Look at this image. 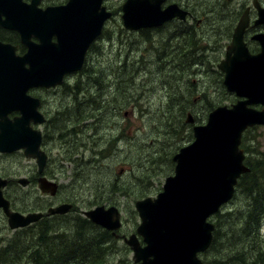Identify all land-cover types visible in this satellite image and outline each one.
Returning <instances> with one entry per match:
<instances>
[{
    "label": "rangeland",
    "instance_id": "obj_1",
    "mask_svg": "<svg viewBox=\"0 0 264 264\" xmlns=\"http://www.w3.org/2000/svg\"><path fill=\"white\" fill-rule=\"evenodd\" d=\"M252 1L166 0L165 5L176 4L191 17L185 23L172 21L151 30L145 39L139 31L123 28L121 6L125 0H105L114 18L106 22L102 38L90 49L85 68L55 88L42 104L49 120L44 128L46 177L58 183L59 192L51 199L36 186H11L6 196L12 209L25 214L45 212L53 203L72 204L74 214L59 222L62 228L57 232L62 233L72 232L73 226L63 223L83 218L84 211L113 205L121 213V233L126 237L133 233L140 223L134 203L155 198L161 191L165 178L173 174V155L193 139L191 126L205 124L209 105L229 106L237 100L225 90L217 65L241 13L249 8L251 24L257 18ZM256 1L264 8V0ZM254 30L264 32V25ZM249 47L258 44L250 38ZM180 107L185 109L183 117ZM187 114L193 124L185 123ZM242 143L248 164L264 156V125L245 132ZM34 168V161L20 155L0 159V174L12 178L31 176ZM248 204L246 198L235 199L219 213L244 210ZM247 211L232 219H210L220 237L217 259L230 255L225 234L229 228L239 227V217ZM260 228L264 240V220ZM14 234L0 213V247ZM96 234L99 237L91 231L88 237ZM21 240L31 245L29 236ZM242 243L249 246V240ZM259 244L264 246L257 239ZM108 248L103 251V264H132V255L122 241ZM200 258L206 263L211 257L202 254ZM90 260L93 258H87V264Z\"/></svg>",
    "mask_w": 264,
    "mask_h": 264
},
{
    "label": "water",
    "instance_id": "obj_2",
    "mask_svg": "<svg viewBox=\"0 0 264 264\" xmlns=\"http://www.w3.org/2000/svg\"><path fill=\"white\" fill-rule=\"evenodd\" d=\"M164 1L126 0L121 6L123 28L137 31L159 27L174 18L185 19L187 13L176 4L162 9ZM102 3L68 0L63 7L41 10L37 8L39 0L29 4L0 0V26L16 31L26 47L22 56H16L15 47L0 42V153L22 150L26 158L35 161L39 174L46 166L47 155L40 149V132L31 124L44 119L38 111L39 100L27 92L53 88L61 84L64 75L80 70L86 49L110 17ZM252 6L257 11L253 25H264V8L256 0ZM248 12L246 9L239 18L224 59L218 64L223 85L239 100L229 107H216L205 124L193 126V141L173 157V175L165 179L162 191L153 199L134 203L140 223L134 234L123 238L133 253V264H203L199 255L211 245L214 231L208 219L232 199L238 179L249 172L240 146L246 129L264 125V33L251 37L259 51L250 53L244 42ZM14 112L19 117L9 120L8 115ZM187 118L186 123L191 124L190 116ZM6 183L0 179V209L10 230L71 210L70 204L63 203L49 208L46 214L11 211L2 194ZM37 183L42 193L55 195L56 183L45 177L38 178ZM83 215L113 235L121 227L120 213L113 206H97Z\"/></svg>",
    "mask_w": 264,
    "mask_h": 264
},
{
    "label": "trees",
    "instance_id": "obj_3",
    "mask_svg": "<svg viewBox=\"0 0 264 264\" xmlns=\"http://www.w3.org/2000/svg\"><path fill=\"white\" fill-rule=\"evenodd\" d=\"M150 31L146 29L139 33L147 39ZM214 108L209 105L206 112L209 113ZM178 110L183 117L185 109L180 107ZM184 128L189 129L187 125ZM251 129L249 128L245 132ZM188 137L191 138L190 130ZM244 164L248 167L249 172L239 179L236 195L234 194L228 204L232 205L235 199L241 200V198L248 199L249 204L244 210H235L234 213L220 214L218 212L212 219L219 220L223 216L232 219L241 212L248 211L246 215L239 217L241 222H238L239 227L237 229L229 228L227 230L225 245L227 244L230 255L220 260L216 256L220 247V237L215 226L212 243L209 249L203 253V255H209L211 258L206 263L203 261L204 264H264V246L257 245V239L264 243L260 236V226L264 220V156L253 162L249 160V164L245 158ZM71 210L65 215L43 219L37 224L16 230L13 237L0 247V264H87V258L90 259V257L93 260H90L89 264H103V251H108V246L114 242L106 232H102L87 219L80 217L63 223L64 226H73L72 232L69 230H64L62 233L57 232L59 228H62V223L59 222L74 214V211ZM236 225L237 223L233 222V226ZM91 231L98 232L99 237L96 234L89 238L88 235ZM30 233L33 234L29 235ZM26 236L31 238L30 246H26L21 240ZM244 239L249 240V246L246 247L242 243ZM104 255L106 254L104 253ZM14 256L18 257L20 261L17 262Z\"/></svg>",
    "mask_w": 264,
    "mask_h": 264
},
{
    "label": "flooded vegetation",
    "instance_id": "obj_4",
    "mask_svg": "<svg viewBox=\"0 0 264 264\" xmlns=\"http://www.w3.org/2000/svg\"><path fill=\"white\" fill-rule=\"evenodd\" d=\"M30 1L31 0H22V2L23 3H26V4L27 3H30ZM67 1L68 0H39V4L37 5V8L38 9H41V10H44L46 8L62 7V6H64L67 3ZM113 14L114 13L112 12V16H113ZM248 15H249V18H250V10L248 12ZM189 17H191V15ZM253 23H254V21H253ZM253 23L251 24V21H250L249 26L247 27V29L245 30V33H244V42H245L248 50L251 53H255L253 51H256L257 49L258 50L256 52L259 51V45H258V47H254V48L253 47L252 48L249 47V39L252 36H254L255 34H257V33H253L255 31L254 30V27H256V26L253 25ZM259 33H264V32H259ZM102 35H103V32H102ZM102 35L90 46V48L86 52L85 58H84V62H83V69L85 68V65H86V62H87V56H88V54L90 52V49L92 48V46L95 43L98 42V40H100L102 38ZM31 40L34 41L35 43H38V40L36 38H32ZM51 41L53 43L56 42V37L53 36L51 38ZM0 42H2L4 44H9V45L15 47L16 49H15V52L14 53L17 56H22L26 52V47L24 45H22L21 42H20L19 34L16 31H14V30H8V29H5V28H3V27L0 26ZM224 55H225V52H224ZM83 69H82V71H83ZM76 74H78V73H73V74H70V75L65 76L63 81L65 82L69 77H72L73 75H76ZM56 90L57 89H44V88H40V89H31L28 92V94L31 95L32 97L39 99V101H40L39 112L45 118L43 120V122L40 125H38L37 127L36 126H32L34 129L38 130L41 133V146H40V148L43 151L45 149L44 146H45V142H46V138H47V133L44 131V128L47 126L49 120L47 119V115L42 111V104L44 103V99L46 97H48L49 95H51L52 93H55ZM17 116H18L17 113H11V114L8 115V118H9V120H13V118H15ZM39 126H41V127L38 128ZM15 155H20V156L24 157L23 156V152H21V151H15V152H12V153H0V159H2V158H8V157L15 156ZM46 166L43 169L42 173H40V174L37 172V167L35 166V168L32 171V175L31 176L26 175L25 177H22L23 179H21V178L16 179V178H12V177H10L8 175L0 174V179L7 181L6 186L4 188H2V192L4 194V197L7 198L6 191L11 186H16V187H19L20 186L22 188H28V187H32V186L38 187L37 179L40 178V177L47 178L46 177ZM19 180H23L24 182H22V184H20V181ZM58 192H59V187H58V190H57L56 194L53 197H50V196L49 197L51 199H53L58 194ZM63 203H65V202H62L60 204H63ZM53 204H51L49 208L58 206V204L57 205H53ZM70 205H71L72 210H74L73 205L72 204H70ZM10 208H11L12 211H14V209H12L11 202H10ZM49 208H47L46 211ZM0 213L2 215H4L2 209H0ZM28 213H32V212H28ZM28 213H25V214H28ZM42 213L45 214L46 212H42ZM21 214H23V213H21ZM54 216H62V215H54ZM50 217H45L44 216L41 220L43 221V219L45 220V219H52L53 218V216H50ZM4 218H5V223L7 225V220H6L5 215H4ZM41 220L39 222H41ZM121 230H122V228L120 230H118L115 235H113L110 231H105V232L111 237L112 240H114V242L118 243V242L123 241V238L125 237V235H123L121 233Z\"/></svg>",
    "mask_w": 264,
    "mask_h": 264
},
{
    "label": "bare ground",
    "instance_id": "obj_5",
    "mask_svg": "<svg viewBox=\"0 0 264 264\" xmlns=\"http://www.w3.org/2000/svg\"><path fill=\"white\" fill-rule=\"evenodd\" d=\"M98 91V90H97ZM94 94V93H93ZM68 102V101H67ZM75 115V114H74ZM68 117V116H67ZM70 122V121H69ZM100 157V156H99ZM103 163V162H102ZM103 170V169H102ZM103 173V172H102ZM102 177V176H101ZM110 187V186H109ZM46 212V211H45ZM27 228V227H26ZM40 230V229H39ZM42 231V230H41ZM37 242V241H36ZM30 248V247H29ZM2 258V257H1ZM85 260V259H84ZM65 264V263H64ZM72 264V263H71Z\"/></svg>",
    "mask_w": 264,
    "mask_h": 264
}]
</instances>
